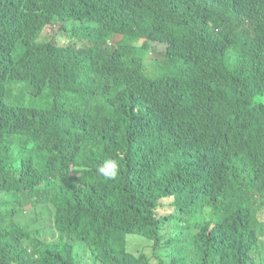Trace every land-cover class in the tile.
Returning <instances> with one entry per match:
<instances>
[{"label": "trees", "instance_id": "16d2710c", "mask_svg": "<svg viewBox=\"0 0 264 264\" xmlns=\"http://www.w3.org/2000/svg\"><path fill=\"white\" fill-rule=\"evenodd\" d=\"M77 1L95 24L75 26L63 0H0V264H80L86 246L95 264H251L264 237V0ZM62 28L83 46L59 44ZM106 159L115 179L98 174ZM75 162L94 170L72 177ZM59 197L51 241L38 225Z\"/></svg>", "mask_w": 264, "mask_h": 264}, {"label": "rangeland", "instance_id": "374dc122", "mask_svg": "<svg viewBox=\"0 0 264 264\" xmlns=\"http://www.w3.org/2000/svg\"><path fill=\"white\" fill-rule=\"evenodd\" d=\"M63 7L69 13L80 18V20H79L80 22H77V24H75V26L84 25V23L95 24L96 21L98 20V18L101 16L98 13L92 12L90 9H88L84 5V3L77 1V0H63ZM168 24H170V23L168 22ZM57 42L61 45H65L66 43H76L75 45L77 47L83 46V43H81L82 40L80 38H78L76 36L73 37L70 32L65 31L63 28L61 29L60 33L57 36ZM153 44H154V47H156L160 50H162L166 47V45L164 43L150 42V45H153ZM18 46L22 49L21 45H18ZM151 51H153V49H151ZM146 68L148 71H151L153 69V67H149V66H146ZM163 71H165V70H163ZM160 73L161 72L158 71L156 73V75H159ZM80 83L82 85L88 84L87 81H81ZM18 86H19L18 83H12V82H9L6 85V88H7V98L6 99L8 102L13 101V96L17 93ZM24 104L26 105V107H31L32 105L36 106V107H45V105H42L39 102H33L32 99L31 100L29 99V97L27 99H24ZM254 104H264V94L257 95L254 98ZM9 163H12V162L8 161V163L5 164L6 169H10ZM72 166H73V172H74L71 174L72 177L79 175L80 172H83V171H85L87 173L89 171L94 170V168L90 164H86V163L75 162ZM47 183L54 190H56V188H58V185H56L53 182V180H48ZM225 188H226V185L224 184L222 186V193L225 191ZM172 201H173L172 197H166V198L161 199V205L159 206V209H158L159 214L165 215V214L169 213L172 210V206H171ZM54 203L55 204H51L49 206L43 207L44 212L40 218V222L38 225V231L41 234L42 238H45V239H48L51 241H54V240L47 238L46 227L56 224V223H54V214H56L57 210L60 207L65 205V202L61 197H59V199L57 201H54ZM104 217H105V214H102L100 222H97V226L99 227V229L103 225L102 220ZM202 217L204 219V223H205V221L211 220L213 217L212 208L211 207L203 208ZM259 218L264 219V204L259 209ZM26 219H27L26 213H18L14 217H8V218L4 219V221H6L7 226H10V225H12V223H15L17 221L18 222H24ZM205 231H207V226L204 225V229L197 236L198 245H202L205 242H207V241H205ZM131 241L136 243V245H138V243H141V245H143V246H145L147 243V241L143 240V239L132 238ZM255 247L260 250L261 254L258 258H256L255 261L251 262V264H264V237L261 238L260 242H258ZM131 248L134 249V245ZM78 255L80 256L79 257L80 264H95L93 259H92L93 257H92L91 249L89 246L84 247L83 252L79 251ZM197 255H198L197 252L194 255L191 254V257H190L191 260L193 259L195 262H197L198 261Z\"/></svg>", "mask_w": 264, "mask_h": 264}, {"label": "clouds", "instance_id": "9594fccd", "mask_svg": "<svg viewBox=\"0 0 264 264\" xmlns=\"http://www.w3.org/2000/svg\"><path fill=\"white\" fill-rule=\"evenodd\" d=\"M98 174L105 179H115L118 175V163L114 159H106L103 164L98 166Z\"/></svg>", "mask_w": 264, "mask_h": 264}]
</instances>
